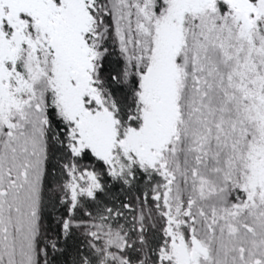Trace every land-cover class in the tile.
Instances as JSON below:
<instances>
[{"label": "rangeland", "instance_id": "rangeland-1", "mask_svg": "<svg viewBox=\"0 0 264 264\" xmlns=\"http://www.w3.org/2000/svg\"><path fill=\"white\" fill-rule=\"evenodd\" d=\"M173 1L172 17L158 28L159 62L144 78L154 96H141L138 125L120 134L90 79L108 37L128 58L129 0L95 4V51L83 37L89 19L84 0H0V264L37 261L45 94L79 123L98 154H123L143 165L163 159L164 184L189 187L197 204L223 194L245 152L251 172L264 174V0H221L225 10L215 0ZM204 9L214 18L198 24L196 14ZM186 14L193 23L185 22ZM176 51L178 69L168 63ZM19 55L23 80L12 87L9 71ZM92 77L99 80L101 72ZM153 217L143 208L136 221L155 223ZM107 237L113 264H123L121 236L109 231ZM188 241L181 236L177 248L188 253ZM207 258V264H264V204L246 223H218Z\"/></svg>", "mask_w": 264, "mask_h": 264}, {"label": "trees", "instance_id": "trees-1", "mask_svg": "<svg viewBox=\"0 0 264 264\" xmlns=\"http://www.w3.org/2000/svg\"><path fill=\"white\" fill-rule=\"evenodd\" d=\"M84 1L89 19L83 37L95 51L97 45L91 43L95 19L91 12L96 3L104 5L105 0ZM173 3L129 0L126 8L134 18V26L127 36L128 58L123 60L117 41L108 37L101 42L98 70L92 63L90 83L111 110L120 134L138 125L143 109L141 96H154L152 85L145 90L144 78L159 62L155 58L158 28L172 17ZM218 3L225 10L224 3L215 0L214 4ZM205 17L214 15L204 9L195 18L199 24ZM195 18L186 14L185 22L193 23ZM168 63L179 68L177 51ZM22 71L23 58L19 55L9 71L10 86L15 87L19 78L23 80ZM96 71L101 72L99 80L92 77ZM175 98L179 100L178 87ZM82 131L79 123L59 112L52 97L45 94V156L38 198L42 230L36 241V264H113L109 231L121 236L123 264H207L215 226L226 219L246 223L248 216L264 204V174L251 172L246 152L223 194L197 204L187 192V185L181 190L178 182L174 186L164 184L168 171L162 166L163 159H158L156 165H143L123 154L103 156L88 144ZM254 174L257 180H253ZM143 208L152 213L155 223L136 221L137 212ZM181 236L189 240L188 253L177 248Z\"/></svg>", "mask_w": 264, "mask_h": 264}]
</instances>
